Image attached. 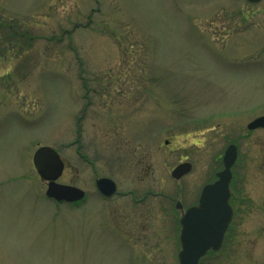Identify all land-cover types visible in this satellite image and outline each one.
<instances>
[{
  "label": "rangeland",
  "instance_id": "374dc122",
  "mask_svg": "<svg viewBox=\"0 0 264 264\" xmlns=\"http://www.w3.org/2000/svg\"><path fill=\"white\" fill-rule=\"evenodd\" d=\"M263 115L264 0H0V264H178L174 200L229 144L233 231L206 262L264 264ZM40 146L82 203L46 198Z\"/></svg>",
  "mask_w": 264,
  "mask_h": 264
},
{
  "label": "water",
  "instance_id": "95a60500",
  "mask_svg": "<svg viewBox=\"0 0 264 264\" xmlns=\"http://www.w3.org/2000/svg\"><path fill=\"white\" fill-rule=\"evenodd\" d=\"M246 1L258 3L261 0ZM258 128H264V116L255 118L247 125L248 130ZM236 159L237 148L230 144L222 157L223 169L216 174L217 180L203 187L198 206L189 208L182 216L179 264H198L199 259L208 250H218L221 247L224 233L232 217L229 184L232 178L231 168ZM32 162L41 180L47 182L45 191L47 198L67 203H75L84 198L83 190L57 183L63 173L64 164L53 148L48 146L38 148ZM190 170V163H182L172 171V176L180 179ZM95 184L99 193L105 197L112 196L116 191L115 183L109 178H98Z\"/></svg>",
  "mask_w": 264,
  "mask_h": 264
},
{
  "label": "flooded vegetation",
  "instance_id": "af4514ba",
  "mask_svg": "<svg viewBox=\"0 0 264 264\" xmlns=\"http://www.w3.org/2000/svg\"><path fill=\"white\" fill-rule=\"evenodd\" d=\"M174 168H175V167H174ZM174 168H173V169H174ZM173 169H172L171 172H170V175H171L172 178H174V177L172 176V171H173ZM150 170H151V168L148 167V171H147V172L150 173ZM191 170H192V167H191ZM190 172H191V171H190ZM190 172H189L188 174H190ZM231 172H232V178H231V182H230V192H231V195H230V200H229V202H230V206H231V209H232V217H231V220H230L229 225H228V227H227V229H226V231H225V233H224L223 241H222V245H221V247H220L218 250H213V249L208 250L207 253H206L202 258H200L198 264H210V263L206 262L207 259L209 258V256L212 255V254H219V253H221V252L226 248L225 241H226V239H227V237H228L230 231H231V230L233 231V222H234V218H235V212H236V209L234 208L233 203H232V201L234 200V191H233V187H232V185H233V181H234V173H233V171H231ZM188 174L184 175L182 178H184V177L187 176ZM215 174H216V173H215ZM214 177H215V178H214L212 181L207 182V183H205V184H203V185L201 186L200 191H199V194H198V197H197V199H196V201H195L194 203H192V204H190V205L184 207V204H183V202L181 201V199L178 198L177 200H174L173 209L176 210V211H178V212H180V216H179V219H178V221H177V223H178V228H179V231H178V241H179V232H180V219H181L183 213H185V211H187L189 208H192V207L198 206V200H199V196H200V193H201V190H202L203 186H205V185L208 184V183L214 182L215 179H216V175H215ZM182 178H181V179H182ZM95 180H96V179H95ZM116 187H117V185H116ZM116 194H120V193H118L117 189H116V192H115L114 195H116ZM104 199H109V198H104ZM84 200H85V198H84L83 200L77 202V203H73V205L76 206V205H78L79 203H82ZM180 248H181V247H180Z\"/></svg>",
  "mask_w": 264,
  "mask_h": 264
}]
</instances>
